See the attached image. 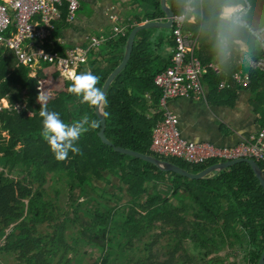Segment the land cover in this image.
<instances>
[{
  "label": "trees",
  "instance_id": "trees-1",
  "mask_svg": "<svg viewBox=\"0 0 264 264\" xmlns=\"http://www.w3.org/2000/svg\"><path fill=\"white\" fill-rule=\"evenodd\" d=\"M142 1L156 7L163 15L160 0ZM249 1L251 9L246 19L258 29L264 25V0ZM236 3V0H203V10L196 12L195 24L187 23L185 27L196 35L200 23L205 21L202 18L200 22L202 15L208 20H216L221 34L227 37V48L235 52L237 41L243 42L250 56L257 60L264 52L245 29L238 27L228 31L220 27V8ZM168 5L174 14H178L182 11L183 0H168ZM61 10L64 17L65 8L62 7ZM145 31L144 28L137 33L126 66L106 92L104 136L114 146L151 155L189 173H197L215 162L191 165L178 159L159 157L150 150L151 130L159 117L146 118L145 101L137 95L145 90H155V74L148 76L139 72L142 61L147 57L142 51L147 41L146 37H141ZM126 37L121 42H125ZM7 51L0 46V99L3 98L7 104L0 110V230L1 237H6V253L18 256L23 264H60L62 261L66 264L65 256L72 248L64 236L65 223L73 225L76 234L85 235L87 245H95L101 251L104 250L106 235L112 231V224H117L120 233L132 232L139 237L142 235L138 234L140 230L147 231L155 227L154 223H161L162 231L166 226L170 229L163 234L171 232L175 237L167 258L161 260L156 255L149 254L147 258L132 260L129 264H179L180 260L182 264H196L197 260L188 254V250L184 251L183 256L178 253L179 249L183 250V242L189 243L193 253L202 251L198 258L199 264L219 262L220 257L207 261L204 258L209 252L222 249L225 244L246 245L249 248V264H257L264 247V189L248 164H234L204 178L190 180L174 172L161 171L144 160L115 152L98 138L100 123L95 130L82 134L77 141L80 154L69 152L65 161H57L41 135L42 118L34 108L38 96L36 85L39 79L44 78L42 69L15 65L12 55ZM41 65L45 66L44 63ZM242 66L251 78V85L262 88L259 95L262 98L257 97V102L262 101L264 105V74L246 65L241 64L240 67ZM238 69V65L229 60L227 78ZM89 70L99 77L96 87L101 89L108 72L102 73L99 68L92 67ZM85 71L79 67L75 74ZM218 78L217 81H221L225 76L222 74ZM66 81L68 85L67 92L62 95L61 120L71 124L87 116L89 120L99 122L94 106L81 103V98L70 94L68 87L71 80ZM158 99L157 92L154 108L157 107ZM19 101L23 102L22 105L15 108L14 103ZM49 102L50 100L47 101V109L57 111L58 108L51 106ZM262 118L264 122L263 111ZM258 166L264 174V164L258 162ZM12 170L21 173L22 178L17 180L10 177L9 172ZM105 172L117 179V187L122 195L130 197L132 207H129L128 212L117 210L113 213L109 210L104 216L94 212L88 214L90 218L87 221L65 219L55 223L58 219L53 221L50 218L51 233L47 236H35L36 232L29 224L34 226L38 223L35 217L49 205H41L38 200L48 175L55 182L64 185L67 193L74 190L80 193L86 185L108 182ZM24 200L26 206L25 212H22L18 207ZM171 200H175V203ZM135 207L142 209L143 213L136 214ZM8 228L10 232L6 234L5 230ZM77 240L72 241V245ZM53 260L56 262L51 263ZM101 264H105L104 256L101 257Z\"/></svg>",
  "mask_w": 264,
  "mask_h": 264
},
{
  "label": "crops",
  "instance_id": "crops-1",
  "mask_svg": "<svg viewBox=\"0 0 264 264\" xmlns=\"http://www.w3.org/2000/svg\"><path fill=\"white\" fill-rule=\"evenodd\" d=\"M202 8L203 5L200 12ZM111 14L114 15V19L110 18ZM202 18L205 20L203 23ZM150 20L163 23L166 21V16L164 12L161 15L156 7L142 0H80V7L72 20L68 21L65 14L62 17L61 12L60 17L54 22V29L48 37L46 46L48 49L64 51L74 46L86 47L90 44L91 36L102 38L100 43L87 53V61L81 68L86 71L91 67L99 68L100 72L107 71L108 75L122 60L130 30L135 25ZM195 22L196 16L188 23L195 24ZM200 22L199 32L196 34L198 42L196 55L205 67L201 75L204 95L174 99L169 101L168 107L177 117L179 130L186 140L231 146L248 138L264 126L262 118L264 105L262 101L257 102V97L262 98L259 96L262 88H255L251 83L243 87L237 85L232 78L239 71L245 72L243 66L242 68L240 66L245 65L242 55L246 53L250 55L247 46L237 41L238 46L235 52L232 51L227 48V37L221 34L216 20H208L202 15ZM114 25L126 30L125 42H121L125 36L114 34ZM145 30L141 37H146L147 41L142 51L147 57L142 61L139 72L149 76L157 74L169 65L173 42L170 28H145ZM7 52L12 55L10 51ZM229 60L237 64L239 69L227 78ZM39 68L44 75L42 80H46L47 71L61 78L48 65H40ZM222 74L225 78L217 81ZM137 95L145 101L147 108L145 117L158 116V104L156 108L153 107L157 97L156 90H145ZM0 100L5 103L3 98Z\"/></svg>",
  "mask_w": 264,
  "mask_h": 264
},
{
  "label": "built area",
  "instance_id": "built-area-1",
  "mask_svg": "<svg viewBox=\"0 0 264 264\" xmlns=\"http://www.w3.org/2000/svg\"><path fill=\"white\" fill-rule=\"evenodd\" d=\"M236 1L235 5H242L245 9V25L240 28L245 29L264 52V25L257 29L247 21L251 9L249 0ZM202 3L203 0H183L182 11L172 18L170 33L174 46L170 63L153 77V86L159 93V118L151 130L150 150L159 157L174 158L191 165L243 158L264 164V126L231 146L191 142L182 137L178 119L168 107L171 100L204 95L201 75L205 67L196 55L197 37L185 27L201 9ZM62 7L70 21L80 7V0H0V46L11 52L15 65H27L33 69L44 63L64 79H69V73H76L84 65L87 53L102 38L91 36L86 47L74 46L64 51L46 46ZM110 18L114 19V15L111 14ZM113 31L119 36L127 34L117 25L113 26ZM242 61L252 70L264 74V55L255 60L246 53L242 55ZM232 78L243 87L251 83L250 76L243 71L235 73ZM6 106V101L3 104L0 100V110Z\"/></svg>",
  "mask_w": 264,
  "mask_h": 264
},
{
  "label": "rangeland",
  "instance_id": "rangeland-1",
  "mask_svg": "<svg viewBox=\"0 0 264 264\" xmlns=\"http://www.w3.org/2000/svg\"><path fill=\"white\" fill-rule=\"evenodd\" d=\"M18 83H21V81H18ZM67 85L68 82L66 80H62L47 71L46 80L39 79L36 89L38 90V95L40 90L49 95V104L56 106L58 109L55 112L61 114L63 111L62 95L67 92ZM22 103L20 101L15 102L13 106L17 108ZM40 107L36 99L34 108L36 111H40ZM104 175L107 177L108 182L102 181L86 185L80 193L77 190L67 193L64 185L55 182V179L51 175H48L45 179V185L42 188L43 191L40 194L41 199L39 198L38 200L41 205H49L35 217L38 223H35L34 226L29 224L34 228L36 232L35 236H47L51 233L52 230L50 227L52 224L48 220L50 218L53 221H56L57 218L58 220L55 223L65 219H82L87 221L90 218L89 215L94 212L102 214L103 216L109 210H112L113 213L117 210L128 212L129 207H132L130 197L126 194L122 195V191L117 187V179L115 177L108 175L106 172ZM9 176L17 180L22 178V174L18 173L17 170L10 171ZM171 202L174 204L175 200H171ZM25 206L26 201L24 200L18 209L25 212ZM50 212L54 213L50 214ZM135 213L139 215L143 212L139 207H135ZM154 224V228L148 229L147 231L140 230L138 234L141 233V237H136L132 232L120 233L121 230L117 229V224H112L110 226L112 231L106 235L104 250L101 251L95 245L92 247L87 245L85 241L86 236L76 234L77 232L73 230V225L65 223L64 236L67 244L72 248L65 256L66 264H101L102 256H104L105 264H129L132 260L147 258L149 254H154L161 260L166 259L168 251L171 250V247L175 243L174 234L170 231L169 234L166 232V234H163L164 231L170 230L169 227L166 226L165 230L162 231L161 228L163 225L161 223ZM9 232V228L5 230L6 234ZM1 235L0 230V264H23L22 262L20 263L18 256L6 253L4 249L6 237L2 238ZM76 239H78L77 243L72 245V241ZM182 248L183 250L179 249V254L183 256L184 251L188 250V254L197 260L196 264H199L198 258L202 255V251L193 253L188 242H183ZM248 249L244 244L234 246L225 244L217 252H209L204 259L207 261L214 260L215 257H220L221 259L216 264H249ZM44 252L45 250L41 251L40 254L43 255ZM52 262H56V260ZM60 264H63V261ZM179 264H182V260L179 261Z\"/></svg>",
  "mask_w": 264,
  "mask_h": 264
},
{
  "label": "clouds",
  "instance_id": "clouds-1",
  "mask_svg": "<svg viewBox=\"0 0 264 264\" xmlns=\"http://www.w3.org/2000/svg\"><path fill=\"white\" fill-rule=\"evenodd\" d=\"M245 9L242 5L226 4L220 8V27L232 31L245 25ZM223 42V37H222ZM68 78L71 85L68 87L70 94L81 98V103H87L99 108L107 105L106 95L96 87L99 77L92 74L90 70L80 74L69 73ZM49 96L40 90L37 96V103L40 104L39 115L42 118V137L50 146L51 152L57 161H65L69 152L80 154L81 149L77 141L82 134L89 130H95L99 126L97 120H89L87 116L71 124H66L60 118V114L47 109ZM216 164V163H215Z\"/></svg>",
  "mask_w": 264,
  "mask_h": 264
},
{
  "label": "water",
  "instance_id": "water-1",
  "mask_svg": "<svg viewBox=\"0 0 264 264\" xmlns=\"http://www.w3.org/2000/svg\"><path fill=\"white\" fill-rule=\"evenodd\" d=\"M160 7L166 16L165 22L160 23V22L150 20V21H146V22L137 24L130 30L128 37H127V41H126L125 52H124V55L122 57L121 62L118 65H116L112 69V71L107 75V77L105 78L104 83L101 87V91L105 95H106V92H107L110 84L112 83V81L124 69V67L127 64L128 60L130 58L131 52H132L133 41H134V37H135L136 33L139 30L144 29V28H146V29L158 28V27L171 28L172 18L174 16V13L170 9V7L167 5V0H160ZM94 113L98 117L99 123H100V129L97 133L98 138L101 140V142L103 144L111 147L115 152L144 160L148 163L153 164L156 168H158L161 171L174 172V173H176L182 177H185L187 179H190V180H198V179L204 178L210 173L221 171V170H223V169H225L231 165H234V164L246 163L252 168L255 176L257 177V179L261 185V187L264 189V174L260 170L258 163L252 159L243 158V159H236V160H230V161H225V162H221V163H216V164H212V165L204 168L203 170H201L197 173L192 174V173H189L188 171H186V170L180 168L179 166H177L173 163H170L166 160L156 158V157H153L151 155L141 154V153H138V152L133 151V150L114 146L104 136V129H105L104 105H101L99 108L94 106ZM257 264H264V247H263L262 253L260 255V258H259Z\"/></svg>",
  "mask_w": 264,
  "mask_h": 264
}]
</instances>
